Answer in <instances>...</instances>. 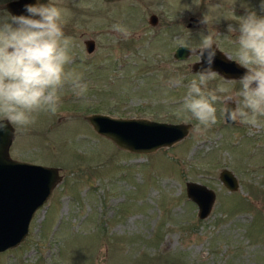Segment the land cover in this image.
Instances as JSON below:
<instances>
[{
  "label": "rangeland",
  "instance_id": "374dc122",
  "mask_svg": "<svg viewBox=\"0 0 264 264\" xmlns=\"http://www.w3.org/2000/svg\"><path fill=\"white\" fill-rule=\"evenodd\" d=\"M6 1L0 0V15L8 14ZM67 1L45 3L62 10L73 57L66 71L79 75L87 92L78 97L65 84L54 114L40 111L26 128L12 125L9 157L55 167L60 181L23 240L0 252V264H264V128L226 124L218 103L217 123L200 135L191 130L197 121L179 111L202 36L216 33L217 47L236 60L239 33L228 27L238 29L248 11L264 16L261 0H135L129 26L126 13L120 17L105 5L102 35L95 31L97 12L87 14L83 38L95 40L90 55L67 30ZM151 13L155 26L147 24ZM114 24L131 36L117 34ZM181 41L193 51L175 60L172 50ZM177 76L182 83L169 86ZM237 81L217 74L209 88L238 90ZM92 113L190 127L169 147L133 153L94 132L85 119ZM221 169L232 173L235 190L219 180ZM186 182L214 193L204 219L186 196Z\"/></svg>",
  "mask_w": 264,
  "mask_h": 264
},
{
  "label": "clouds",
  "instance_id": "9594fccd",
  "mask_svg": "<svg viewBox=\"0 0 264 264\" xmlns=\"http://www.w3.org/2000/svg\"><path fill=\"white\" fill-rule=\"evenodd\" d=\"M18 0H8V3ZM264 10V0H261ZM23 12L0 15V132L11 124L26 128L35 121L34 113H55L60 105V90L70 84L76 96L87 92V84L66 66L72 62L71 38L63 31L62 10L52 4L35 0L25 2ZM176 19L171 16L170 21ZM238 29L231 25L228 32L238 31V48L235 51L237 65L245 69L238 79L239 89L223 86L210 89L216 79L213 64L217 54L216 33L202 36L195 53L201 67L187 85L180 112L188 113L197 123L191 129L204 134L217 123L216 104L226 123H244L251 129L264 128V16L248 11L238 17ZM202 23L208 24L204 16ZM113 30L125 39L131 32L120 24ZM191 53L193 48L181 41ZM183 77H173L169 86H178ZM230 102L235 107L230 106ZM7 121V123H5Z\"/></svg>",
  "mask_w": 264,
  "mask_h": 264
},
{
  "label": "water",
  "instance_id": "95a60500",
  "mask_svg": "<svg viewBox=\"0 0 264 264\" xmlns=\"http://www.w3.org/2000/svg\"><path fill=\"white\" fill-rule=\"evenodd\" d=\"M25 2L34 3L35 0L7 1L4 8L7 12L18 14L23 12ZM149 22H155L153 15ZM86 46L87 52H90L91 42H87ZM188 54V49L178 46L173 56L176 60H183ZM200 67L198 57L192 63L191 71L195 73ZM212 67L225 79L238 80L246 71L220 49L217 50ZM230 106L234 107L232 103ZM85 119L98 135L108 138L116 147L133 153H147L160 147H169L182 139L190 127L189 123H167L97 113L89 114ZM13 135L11 124L0 132V252L14 248L23 240L35 211L45 203L53 187L60 181L55 167L11 159L8 149ZM218 177L226 189H236L237 183L230 171L221 169ZM185 193L196 205L198 219H204L214 200L212 190L199 183L186 182Z\"/></svg>",
  "mask_w": 264,
  "mask_h": 264
},
{
  "label": "flooded vegetation",
  "instance_id": "af4514ba",
  "mask_svg": "<svg viewBox=\"0 0 264 264\" xmlns=\"http://www.w3.org/2000/svg\"><path fill=\"white\" fill-rule=\"evenodd\" d=\"M45 1L47 0H41V2H44V3ZM134 1L135 0H68L65 3L66 8L68 9V12H69L67 30L71 34L77 33L80 36L83 49L88 55H90V53L95 48V40L90 37L83 38L84 28H86L87 14L88 13L92 14L94 11L97 12L99 22H97L95 31L97 32V35L99 34L102 35L103 27H102L100 18H101V14L104 11V8H106L105 5L111 9L110 11H115L116 14L120 13V17L121 15L123 16L127 15L126 19H127V23L129 26L130 25L129 23L130 22V12L134 9V6H133ZM151 15H153V17L155 18V22L153 24L149 22ZM120 17L118 18L119 20H120ZM190 18H192V20H190ZM188 20L196 21V19L193 17H189ZM189 22L187 24V27L190 26ZM147 24L150 26H155L157 24V16L151 13L147 18ZM87 42H91V45H92V50L90 52H87V46H86ZM178 46H180V44L176 45L174 50H172L173 58H174L173 53Z\"/></svg>",
  "mask_w": 264,
  "mask_h": 264
}]
</instances>
